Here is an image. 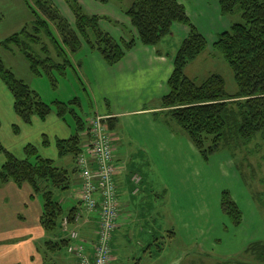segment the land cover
I'll list each match as a JSON object with an SVG mask.
<instances>
[{"label": "rangeland", "instance_id": "374dc122", "mask_svg": "<svg viewBox=\"0 0 264 264\" xmlns=\"http://www.w3.org/2000/svg\"><path fill=\"white\" fill-rule=\"evenodd\" d=\"M51 1L71 24L74 13L69 3L66 0ZM179 1L184 5L192 25L207 42V48L203 53L187 65L185 74L197 84L212 74H219L224 79L227 94L235 95L238 89L233 71L213 44L219 34L229 30L232 23L243 21L240 12L230 16L222 15L217 0ZM131 2L132 0H78L87 14L107 17L113 21L103 23L101 27L118 40L131 39L129 28L125 25L124 14ZM32 20L33 16L24 0H0V42L19 32L24 26H29ZM175 26V38L166 39L167 41L160 45L167 53L173 50V43L178 47L189 34L186 26L178 23ZM52 31L56 34L54 26ZM55 37L59 40L57 34ZM40 38L51 56H54L49 39L43 34ZM39 47L33 45V50L40 55ZM90 53L95 52L83 46L74 56L69 55L73 62L72 68H68L63 76L56 75L55 87L46 74L41 76L32 74L29 60L15 46H11V50L0 49L4 67L36 91L47 104L53 107L54 101L67 103L75 97L78 98L79 104L76 109L85 122H88V116H92L95 111L102 112L97 105L100 104L105 109L106 104L114 102L112 90L115 94L120 90V87L118 89L111 87L107 91V97L103 99L102 78L97 81L95 77V73L100 76L102 70L97 66L94 57L88 55ZM81 61L84 62L80 66L78 63ZM126 93L127 91L122 89V92L115 96ZM66 119L74 134V119L71 116H67ZM132 119L120 117L114 131L110 132L114 157L117 160V156L118 164L124 168L128 166L132 169L135 167L143 171L149 170L148 180L152 187L147 182L144 183L141 191L137 192L133 199L130 187L124 188L126 194L120 197L119 201L127 199L131 205L127 209L124 208L125 210L119 209L123 210L122 214L126 220L120 231L117 230L113 234L110 264L253 262L254 258L249 253L244 254L245 249L251 242L264 240V141L260 134L240 148L221 147L206 160L182 129L172 121L174 124L166 128L169 132L178 133L176 140L171 143L162 142L164 146L155 142V145H160L161 150H152L157 147L151 149L145 144L144 157H135L140 148L133 147L137 139L133 133L137 132L138 126L131 121ZM47 127V130L37 131L36 121L25 123L17 117L13 110L12 94L0 81V146L18 158H24L25 147L31 145L37 150V155L54 159V165L65 168L71 180L68 190L55 191V198L62 203L64 214L73 206H78L79 210L80 181L74 158L71 155L47 157L43 154L46 152L55 155L56 140L51 139V135L53 132L61 131L62 126L59 128V125L50 124ZM183 136L186 141L182 140ZM81 137L85 146L84 133ZM48 142H52V145ZM89 143L90 140L87 144ZM147 143L150 145L154 142ZM134 153H137L134 157H127ZM31 161H34V158H31ZM4 162L5 153L0 149V169ZM225 193H228L241 212V219L237 223L222 210V195ZM22 194L20 197L27 200L25 191H22ZM145 194L147 196L143 197ZM12 197L11 191L6 188L0 193V198L7 199L6 205L0 203V209H6L8 214L18 212L30 220L38 208L42 211L43 202L40 194L31 197L24 208ZM146 210L151 213H162L163 219L157 222V229L156 223L154 225L153 221L149 220V213ZM11 222L9 220L8 229L11 228ZM171 233H174V236ZM48 234L49 238H56L55 233ZM8 239L9 245L31 239L37 256L44 260L43 264H54V259L57 264L62 261L64 263L67 256L64 249L58 253H51L44 248V240H36L32 236L20 235ZM22 259V255L8 254L7 258L0 256V264H24Z\"/></svg>", "mask_w": 264, "mask_h": 264}, {"label": "trees", "instance_id": "16d2710c", "mask_svg": "<svg viewBox=\"0 0 264 264\" xmlns=\"http://www.w3.org/2000/svg\"><path fill=\"white\" fill-rule=\"evenodd\" d=\"M24 1L33 20L29 26L1 41L0 49L11 50V46H15L29 60L32 74H46L55 87L56 75L63 76L68 68H72L69 55L83 46L97 52L107 65L113 66L137 43L156 46L171 35L174 23L186 26L189 34L177 48L173 70L167 80L168 92L161 98L166 115L182 129L206 160L221 147L240 148L259 134L264 141V0H217L222 15L240 12L243 19L232 23L213 44L233 71L238 89L233 96L227 94L224 79L219 74L210 75L200 84L185 74L187 65L203 53L207 42L192 25L184 5L178 0H132L124 11L136 34L129 40L114 39L101 27L102 20H111L87 14L78 0H66L74 13L71 24L51 0ZM53 26L59 40L52 31ZM41 34L49 39L54 56L41 43ZM33 45L40 46V55L33 50ZM0 80L12 94L15 114L23 122L30 123L33 116L43 120L51 112L63 120H67V116L74 119L75 133L67 139L56 140V147L60 157L71 155L74 158L78 171L76 159L89 145L84 146L81 136L84 133L85 139L90 140L89 120L93 117L85 122L79 115L76 109L78 98L67 103L54 101L52 107L5 68L1 57ZM105 122L111 132L115 128L114 119L107 118ZM0 149L5 153V162L0 169V186L7 182L18 187L26 184L33 195L40 194L43 202L40 223L47 232L56 235L46 242V249L51 253L65 249L69 240L63 235L61 220L67 217L73 224L79 210L78 206H73L64 214L62 203L55 198V191L69 189V172L55 166L52 159L37 155V150L31 145L25 147L24 158L14 156L1 146ZM221 206L233 222L240 221L241 212L228 193L222 195ZM245 253H249L254 261L233 264H264V240L249 243Z\"/></svg>", "mask_w": 264, "mask_h": 264}, {"label": "crops", "instance_id": "0c3cea01", "mask_svg": "<svg viewBox=\"0 0 264 264\" xmlns=\"http://www.w3.org/2000/svg\"><path fill=\"white\" fill-rule=\"evenodd\" d=\"M112 22L113 21L102 20L101 24ZM125 25L129 28L131 38H134L136 36L135 31L130 27L129 21L126 16ZM175 25H177V23H174L172 25L171 35H169L168 38H165L164 40L159 42L156 46H145L140 43H137L133 47V49H131L125 54L122 60H120L113 66L107 65L102 59V57L96 52L88 54L94 57V61H96L97 66H99L102 70L100 71L101 75L99 76L97 75V73H95V77L97 81H100L102 78L104 92L101 96L103 97V99L107 97V91L111 87H116L117 89L118 87H120V90L116 94L121 93L122 89L127 91L126 94H120L118 95V97H116V94L112 90L111 93L114 95V102L112 101L113 103L106 104L105 109H103L100 104L97 105L98 109H101L102 112L95 111L92 115L107 116L109 118H113L115 128L119 122L120 117L124 116L127 117V119L129 120L133 118L131 121H134L138 126V129L136 130L137 132L133 133V135H135V137L137 138L135 143L133 144V147L134 149H140L138 151V155H136L137 153H134L127 155V157H134V155H136L135 157H144L143 148L145 147V144L151 149L152 147H157L152 150H161L159 149L160 145H155V142L160 143L162 146H164L162 142L168 141L171 143V141L176 140V137L178 135V133H174L173 131L169 132L166 128V126H171L174 123L172 122L173 120L166 115V110L163 109L161 106V98L168 92L167 80L173 70V59L179 46L176 47V44L173 43V50L167 53V51L162 50L160 48V45L167 41L166 39H171L172 37L175 38ZM116 39L118 40V38ZM121 39L129 40L127 38ZM176 39L179 40L177 37ZM78 52H76L75 54H77ZM75 54L71 55V57ZM83 62L84 61H81L78 64L81 66ZM94 86H96L95 83ZM134 89H136V91L133 92ZM90 117L91 115L88 116V118ZM33 121L37 122V131L47 130V126L50 124L53 126L59 125V128L62 126L61 131H58V128V130H56L58 132H53V134L51 135V139H53L54 141L58 139H67L72 135V130L69 126L68 120H63L59 118L54 112H51L43 120L39 119L37 116H33L31 122ZM175 125L177 124L175 123ZM114 129L112 131H114ZM151 130L153 131L151 132ZM42 135L46 136L45 134ZM182 140H185L184 136ZM88 142L89 140L86 141V144ZM147 142L154 143L149 145ZM48 144L52 145V142H48ZM43 154H45V156L47 157H59L57 150L55 155H49L46 152ZM116 159L117 160H115L114 157L113 165L115 168L114 180L118 190V201L120 197H123L126 194V191L124 190L126 186L130 187L131 199H133L134 195H136L137 192L141 191V186L144 183L147 182L151 185V182L149 183L148 180L149 170L143 171L142 169H137L135 167L134 169H132L128 168V166L127 168H124L123 165L120 166L118 164L117 156ZM135 176L140 177V180L137 184H135V182L133 181V177ZM5 188L11 191V195L13 196L12 199L18 200L17 202L20 203L22 208L27 206L28 202H30L31 197L34 196L31 188L26 184L22 185L21 187H18L13 182H7L4 185L0 186V193H2ZM22 191H25L27 195V200H25L24 197H20V195H23ZM142 196H147V194ZM6 200V198H0V203L6 205ZM129 201L127 199L123 202L119 201V209H127V207L131 205ZM123 210L119 211L117 229L115 230V232L117 230L120 231L119 229L125 225L124 220H126V217H124L122 214ZM146 211L149 213V220L153 221L154 225L156 223L157 229V222L161 218L163 219L162 213H151V211ZM78 213H80V218L77 220L74 226L78 229L82 240H84L85 242H91L95 239V232L97 228L96 215L87 213L83 210L82 206L80 207ZM21 215L22 214L18 212L8 214L6 212V209H0V256L7 258L8 254H14L16 256L22 255V262H24V264H43L42 261L44 260L42 258L40 259L39 255L37 256V253L35 251V245L33 244L31 239H27L19 243H12L10 245L8 244L9 237H16L20 235L32 236L36 238V240H44V248H46V242L52 239L49 238L48 232L42 227L40 223V208H38L35 215L31 216L30 220ZM9 220L12 221L10 229H8ZM171 235L174 236V233H171ZM16 248L18 249L17 251L15 250ZM64 251L67 256H65L66 259L64 260V263L61 260L62 263L60 264H77L74 257L72 258L71 255L69 256V254L67 253L66 247ZM16 259H18V257H16ZM55 262L56 261L54 259V264H57V262Z\"/></svg>", "mask_w": 264, "mask_h": 264}, {"label": "built area", "instance_id": "2783aa9c", "mask_svg": "<svg viewBox=\"0 0 264 264\" xmlns=\"http://www.w3.org/2000/svg\"><path fill=\"white\" fill-rule=\"evenodd\" d=\"M107 118L95 115L89 120L90 143L76 159L80 204L84 211L95 214L97 219L95 239L91 242L82 240L78 229L70 224L67 217H63L60 224L69 240L66 251L77 264H110L111 261V243L117 229L119 201L114 180L112 138L105 122ZM139 180L140 177H133L135 183ZM79 214L74 216L73 224L80 218Z\"/></svg>", "mask_w": 264, "mask_h": 264}]
</instances>
